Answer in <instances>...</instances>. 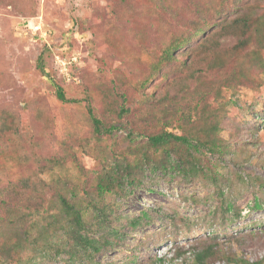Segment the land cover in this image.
Listing matches in <instances>:
<instances>
[{
	"label": "rangeland",
	"instance_id": "1",
	"mask_svg": "<svg viewBox=\"0 0 264 264\" xmlns=\"http://www.w3.org/2000/svg\"><path fill=\"white\" fill-rule=\"evenodd\" d=\"M212 1L0 0V200L49 205L74 186L85 225L103 244L74 257L28 246L21 264H196L193 247L210 239L221 257L208 264H264V24L246 46L238 32L221 31L240 16L264 21V0L226 1L221 15ZM194 23L206 33L171 36ZM203 41L219 57L214 67ZM56 85L74 101L60 100ZM189 103L197 104L193 116L219 120L220 146L200 152L209 175L181 170L173 155L164 168L145 165L141 184L97 192L110 162L132 158L163 128L165 112ZM90 109L115 129L97 131ZM3 115L16 134L1 130ZM63 233L53 238L58 246Z\"/></svg>",
	"mask_w": 264,
	"mask_h": 264
},
{
	"label": "trees",
	"instance_id": "2",
	"mask_svg": "<svg viewBox=\"0 0 264 264\" xmlns=\"http://www.w3.org/2000/svg\"><path fill=\"white\" fill-rule=\"evenodd\" d=\"M167 1V0H166ZM216 7V15L226 13V10H221L219 6L222 3L230 2L231 0H213ZM212 1V2H213ZM213 2V3H214ZM226 2V3H227ZM264 21L261 18H252L251 15L236 17L231 21L222 24V33H239L242 35V42L240 46H246L250 44V39H247L249 32L252 29L260 31ZM171 29H173L171 27ZM174 30V29H173ZM171 36L177 39H182L186 42L192 37H196L199 34L206 33V29L198 24L194 23L192 31H174L171 30ZM179 34V35H178ZM251 37V34L248 36ZM204 39V38H203ZM203 41L201 49L206 51L208 57V65L214 67L215 63L219 60V57L210 56L207 49H205ZM171 45V44H170ZM263 45V44H262ZM211 47V46H209ZM172 48H166V57L172 59L174 55ZM43 69V65L40 64ZM238 85V84H237ZM57 86V96L64 102L74 101L66 96L65 90L62 86ZM197 92L204 90L202 85L196 87ZM123 97L127 101V96ZM120 106V112H127L125 104ZM118 104V103H117ZM114 105V103H113ZM169 105V104H168ZM197 104H184L183 106H175L176 110L173 113L165 115L164 117L169 120H163L162 129L155 134L149 135V143L145 147H136L131 153L132 158L124 156L123 160H114L105 167L98 175L96 188L99 194L104 193H116L124 189H129L132 186L141 184L142 173L145 165H150L156 168H164L171 161V157H176L175 166L181 170L185 169L188 172L194 174L204 175L210 174L211 166L205 164L203 158L200 155L202 146H208L210 149H216L219 144V120H214L215 114L207 112L205 114H195L193 116V109ZM168 108V106H167ZM112 111L115 110L113 106ZM177 110L182 111L176 114ZM167 111V109H166ZM119 112V113H120ZM93 123L95 128L99 132L113 131L115 129L114 123L107 125L104 120L97 118L90 109ZM176 115H175V114ZM176 116V123H172ZM218 115H216V118ZM1 130L17 133V124H7L8 119L3 115ZM106 124V125H105ZM3 131V132H4ZM209 170L208 173L206 171ZM30 178H23V186L29 188ZM15 188L14 183L7 185L8 191ZM62 190V189H61ZM57 190L56 194L52 197V204L46 205L44 201L33 200L28 198L27 201H23L25 204L19 203L16 208L11 207L12 202H9L6 198L0 200L1 208H4V213L0 214V264H21L23 251L28 246L42 251H49V249H56L57 253H61L63 250L68 252L70 257H74L79 251L78 249L94 251H100L103 244L90 235V227L85 225V212L79 207L77 201L76 187H71V190L65 192ZM11 191L10 193H12ZM58 199V200H57ZM22 205V206H21ZM96 207V205H95ZM256 207H260L259 204ZM103 218H107V208L105 206L96 207ZM57 210L59 212L57 213ZM37 214V217L33 220V217ZM147 216L146 212L141 215L133 217L131 223L133 225H139L143 222ZM62 219L65 223H62ZM61 231L63 237L68 240H64V243L58 246L54 243L53 238L58 236ZM116 232V231H113ZM214 241L212 239L205 241L193 247L194 249V261L196 264H208V260L213 257H221L220 250L214 249ZM184 251H180V253ZM252 264H263L262 261H256Z\"/></svg>",
	"mask_w": 264,
	"mask_h": 264
}]
</instances>
